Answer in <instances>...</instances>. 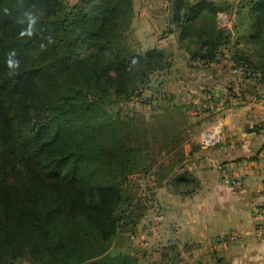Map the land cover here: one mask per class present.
Instances as JSON below:
<instances>
[{
    "label": "trees",
    "instance_id": "1",
    "mask_svg": "<svg viewBox=\"0 0 264 264\" xmlns=\"http://www.w3.org/2000/svg\"><path fill=\"white\" fill-rule=\"evenodd\" d=\"M62 1L0 0V264H138L109 251L123 197L105 184L108 169L140 166L111 124L99 123L101 107L109 89L126 100L169 63L162 49L132 52L123 42L134 0H80L65 12ZM168 1L180 39L209 18L204 54L189 52L215 62L220 4ZM244 4L254 47H236L234 64L264 78V0Z\"/></svg>",
    "mask_w": 264,
    "mask_h": 264
},
{
    "label": "crops",
    "instance_id": "2",
    "mask_svg": "<svg viewBox=\"0 0 264 264\" xmlns=\"http://www.w3.org/2000/svg\"><path fill=\"white\" fill-rule=\"evenodd\" d=\"M163 2L135 0L133 26L146 44L164 22ZM231 5L224 12L237 10ZM227 17L232 24V15ZM239 46L224 49L222 60L204 65L191 60L192 55L189 61L179 58V104L193 103L204 129L218 120L223 125L217 146L201 147L199 135L198 146L190 152L185 164L192 174L189 190L156 189V207H167L157 217L158 229L165 238L174 232L183 258L193 264H264L259 233L264 224V79L232 74Z\"/></svg>",
    "mask_w": 264,
    "mask_h": 264
},
{
    "label": "rangeland",
    "instance_id": "3",
    "mask_svg": "<svg viewBox=\"0 0 264 264\" xmlns=\"http://www.w3.org/2000/svg\"><path fill=\"white\" fill-rule=\"evenodd\" d=\"M229 1L219 3L221 11L217 15L218 26L225 30L217 49L222 58L226 54L224 49H233L237 44L242 48L254 47L248 38L254 20L250 5ZM79 2L63 0L62 11L69 10ZM165 3L169 4V1L164 0L162 3L164 22L156 28L158 32L153 31L152 43L144 42L133 21L123 33V42L132 52H146L151 48L164 50L169 66L149 73L147 83L140 84L126 100L115 95L113 88L109 89L101 107L105 115L99 123L111 124L124 145L136 151L140 166L130 174H120V168L113 161L108 169L105 184L119 188L123 197L120 228L109 251L113 250L116 255L136 256L138 264H193L191 260L183 258L179 237L171 232L165 238V233L158 229L157 217L159 213L166 212L167 207H156L155 202L158 187L179 193L181 188L185 189L184 192L193 186L190 178L192 174L185 169V164L190 161V152L198 146L197 140L205 125L198 119L194 104L188 100L182 103L185 117H179V58L189 61L191 52L197 56L204 54L206 47H203V42L211 25L206 15L196 18L191 23L193 29L190 30V36L180 39L179 28L172 20V7L167 5V8ZM227 3L235 4L237 10L224 12L227 11L224 10ZM230 14L233 17L232 24L227 17ZM219 18H222V23ZM161 39H165V42H160ZM179 49H186V53H179ZM193 58L196 59L195 63L200 59L191 57V60ZM107 140V137L102 138V145H107ZM183 174L187 178L179 181ZM146 175H149V179L147 185L143 186L141 182ZM153 208H156L155 211H152Z\"/></svg>",
    "mask_w": 264,
    "mask_h": 264
},
{
    "label": "built area",
    "instance_id": "4",
    "mask_svg": "<svg viewBox=\"0 0 264 264\" xmlns=\"http://www.w3.org/2000/svg\"><path fill=\"white\" fill-rule=\"evenodd\" d=\"M249 0H236L237 4H244L246 2H248ZM165 5H169L166 4ZM168 8V6H167ZM160 42H165V39H161ZM222 60V55L218 54L216 56V61H220ZM196 64L199 65H204L203 60H197ZM232 74L234 76H238V77H253V76H257L261 79L262 78L260 73L254 72L251 68H249L247 65H237V64H233L232 65ZM222 134H223V125L221 120H218L214 123H212L211 125H209L206 129H204L201 133H200V145L201 147L204 148H212L217 146L221 140H222ZM149 179V175H146V178H144L143 182H141V185L145 186L147 185ZM233 182H237V180H233ZM259 233L261 235V237L264 239V224L261 226V228L259 229ZM232 239H235V235H233L231 237Z\"/></svg>",
    "mask_w": 264,
    "mask_h": 264
},
{
    "label": "water",
    "instance_id": "5",
    "mask_svg": "<svg viewBox=\"0 0 264 264\" xmlns=\"http://www.w3.org/2000/svg\"><path fill=\"white\" fill-rule=\"evenodd\" d=\"M219 22H220V23H222V22H223L222 18H219Z\"/></svg>",
    "mask_w": 264,
    "mask_h": 264
},
{
    "label": "clouds",
    "instance_id": "6",
    "mask_svg": "<svg viewBox=\"0 0 264 264\" xmlns=\"http://www.w3.org/2000/svg\"><path fill=\"white\" fill-rule=\"evenodd\" d=\"M31 19V18H30ZM33 22H34V20H33Z\"/></svg>",
    "mask_w": 264,
    "mask_h": 264
}]
</instances>
